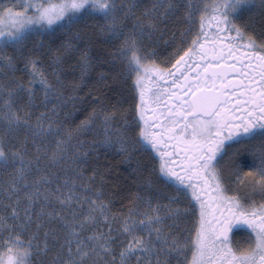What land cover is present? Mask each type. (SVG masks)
I'll list each match as a JSON object with an SVG mask.
<instances>
[{
	"label": "snow or ice",
	"instance_id": "6c2138e0",
	"mask_svg": "<svg viewBox=\"0 0 264 264\" xmlns=\"http://www.w3.org/2000/svg\"><path fill=\"white\" fill-rule=\"evenodd\" d=\"M251 3L3 7L0 264H264V28L257 37L239 19ZM181 18L199 27L165 36L161 58L159 37ZM94 51L108 68L95 75ZM93 92L87 116L66 124ZM257 136L251 166L226 177L225 146ZM100 148L131 168L119 198L93 159Z\"/></svg>",
	"mask_w": 264,
	"mask_h": 264
},
{
	"label": "trees",
	"instance_id": "16d2710c",
	"mask_svg": "<svg viewBox=\"0 0 264 264\" xmlns=\"http://www.w3.org/2000/svg\"><path fill=\"white\" fill-rule=\"evenodd\" d=\"M142 3H149L150 0H141ZM87 21H84L81 25V27H84L85 25H87ZM183 24H184V19L181 18L178 21L169 23L168 25V30L165 32V36L167 35V37H172L173 32L175 31L176 34H179V29L183 28ZM88 31H93L92 26L88 25ZM94 34V33H93ZM164 35L159 37V45L160 47L158 48V50L162 47H164L162 44V42L164 41L165 37ZM156 37H153V40H155ZM149 47H154V44H149ZM94 56H96L97 58V62H98V66L95 67L94 69V73L93 75H95V73L100 72L101 70L103 71H107L108 68L107 66L103 63L104 60H106V56L101 55L100 53L94 51ZM45 68L46 70L50 73V69L47 68V63L45 62ZM17 75H21V73H17ZM22 78L27 81L28 76L27 74H23ZM89 83H92V81H89ZM36 87L39 86L38 84L36 85ZM39 91L41 92V94L43 93V89H39ZM84 91H87V89H85ZM101 91H104L105 95H111V91H106L104 89H101ZM81 95H83V93H81ZM95 97V92L92 93L91 96L86 97L84 100L77 102L75 105V111L71 112V108H69L68 110L71 112V115L69 116V120L66 121V124H69L71 126H74L76 123H78L80 120L84 119L90 108L92 107V102L93 99ZM127 106V105H126ZM91 138V137H89ZM99 152V156L95 157V155L93 154V159H97L98 162L103 166V168L105 169H109L108 174L106 176V179L110 182L108 184L105 185V187L114 193V195L119 198L121 196H123L127 191L131 190L130 189V185H131V176H126V173H130L131 172V168L129 167V164L126 162H123L121 160V158L119 156H117L115 154V152L113 151H105L103 148L98 149ZM147 156V154H145ZM115 182V187L113 186V183ZM172 195H175L174 192L170 193ZM115 206L118 208L119 205L124 203V200L121 199H116L115 200ZM37 207H39V205H37ZM57 208H59V205H56ZM33 260H35V256L33 257Z\"/></svg>",
	"mask_w": 264,
	"mask_h": 264
},
{
	"label": "flooded vegetation",
	"instance_id": "af4514ba",
	"mask_svg": "<svg viewBox=\"0 0 264 264\" xmlns=\"http://www.w3.org/2000/svg\"><path fill=\"white\" fill-rule=\"evenodd\" d=\"M211 1V0H210ZM210 1H208L210 3ZM211 15V13H209ZM242 22L248 24V31H253L254 34L259 37L261 29L264 28V10H261L259 7V0H252V3L248 6L247 10L243 12L242 16L239 18ZM189 23L184 20L183 28L189 26ZM210 26H214V22H208ZM194 28L199 27V19L197 18L194 23H192ZM179 35V34H178ZM177 35V37H178ZM167 36V35H166ZM165 37V35H164ZM164 41L161 45L164 46ZM169 48L162 47L158 50L159 56L164 58L165 53L169 51ZM159 63V60L157 61ZM167 67V65H162ZM260 137L257 136L252 140H241L239 142L228 143L225 146L223 156L220 159L219 166L224 169L225 176L228 177L232 170L236 166H241L244 170H247L248 166L252 164V155L253 151H258L260 148ZM155 153H153L154 155ZM234 179V177H233ZM231 183V181H229ZM183 199V195H181ZM233 226V229L230 230V237H232L233 242L239 241L241 245H246L247 243V232L240 226Z\"/></svg>",
	"mask_w": 264,
	"mask_h": 264
},
{
	"label": "rangeland",
	"instance_id": "374dc122",
	"mask_svg": "<svg viewBox=\"0 0 264 264\" xmlns=\"http://www.w3.org/2000/svg\"><path fill=\"white\" fill-rule=\"evenodd\" d=\"M208 1H210V0H208ZM17 2H18V0H0V11H2L3 7H11L13 4H15Z\"/></svg>",
	"mask_w": 264,
	"mask_h": 264
}]
</instances>
